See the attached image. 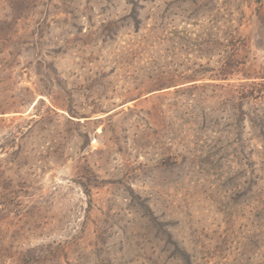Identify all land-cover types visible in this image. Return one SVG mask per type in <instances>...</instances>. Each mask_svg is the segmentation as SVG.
Instances as JSON below:
<instances>
[{
	"label": "rangeland",
	"instance_id": "374dc122",
	"mask_svg": "<svg viewBox=\"0 0 264 264\" xmlns=\"http://www.w3.org/2000/svg\"><path fill=\"white\" fill-rule=\"evenodd\" d=\"M0 264H264V0H0Z\"/></svg>",
	"mask_w": 264,
	"mask_h": 264
}]
</instances>
